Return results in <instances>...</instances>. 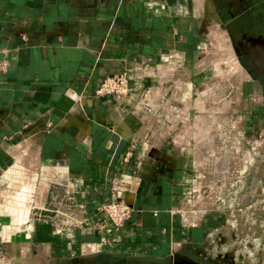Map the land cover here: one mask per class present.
I'll return each mask as SVG.
<instances>
[{
	"label": "crops",
	"instance_id": "crops-1",
	"mask_svg": "<svg viewBox=\"0 0 264 264\" xmlns=\"http://www.w3.org/2000/svg\"><path fill=\"white\" fill-rule=\"evenodd\" d=\"M207 2L0 0V264H175L205 248L220 217L185 225L178 210L204 166L191 136L204 116L192 110L204 77L194 59L204 30L221 25ZM260 14L250 21L264 29ZM125 66L145 73L130 81L132 102L94 95ZM252 182L264 190V166ZM53 186L85 209L81 225L54 232L33 216ZM121 196L134 211L116 229L95 209Z\"/></svg>",
	"mask_w": 264,
	"mask_h": 264
},
{
	"label": "built area",
	"instance_id": "built-area-1",
	"mask_svg": "<svg viewBox=\"0 0 264 264\" xmlns=\"http://www.w3.org/2000/svg\"><path fill=\"white\" fill-rule=\"evenodd\" d=\"M6 67L7 62L0 61V70L4 71ZM144 76L143 68L125 66L121 71L105 75L95 88L94 95L108 96L118 104L132 102L130 81ZM143 96H147L146 90ZM145 105L149 111L156 112L151 105ZM163 118L170 121L169 117ZM245 131L239 129L221 133L226 137L230 136V143L221 146L227 157L219 158L213 151L214 147L211 149L212 159H208L205 165H215L216 168L212 171L199 170V183L189 191V199L192 200L189 201L190 206L180 207L178 212L185 225H194L201 222L207 214L221 211L233 232V245L248 260L256 261V255L264 250V219L255 222L254 212L264 210V190L253 185L252 177L263 170L264 138L260 136L252 141ZM213 134L217 136L219 133L214 131ZM219 148L220 144L217 143V149ZM114 187L130 188L124 184ZM95 210L103 214L113 228L117 229L132 216L134 206L121 196L99 204ZM33 216L52 222L54 232H60L66 226H79L87 218L85 209L76 205L73 194L67 189L60 191L55 186L50 190L48 202L42 207H34ZM214 230L215 228L209 230L207 236L214 237ZM4 254L5 246L0 240V258Z\"/></svg>",
	"mask_w": 264,
	"mask_h": 264
},
{
	"label": "rangeland",
	"instance_id": "rangeland-1",
	"mask_svg": "<svg viewBox=\"0 0 264 264\" xmlns=\"http://www.w3.org/2000/svg\"><path fill=\"white\" fill-rule=\"evenodd\" d=\"M205 46L199 50L198 56L194 59L198 63V68H203L204 76L202 87H199L200 99L203 101L197 107H192L196 114L204 115L196 123L192 120V126L196 123L200 127L196 134L192 133V139L201 149L198 151L204 166L197 168L199 170L212 171L215 165H205L206 161L211 160V149L219 158L227 157L226 152L221 149L222 145L230 143V136L224 134L229 130L245 129L247 136L255 139L264 138V94L258 85L249 80V76L243 70L236 54L230 44L226 31L219 22H211L210 26L204 30ZM195 106V103H193ZM192 105V106H193ZM257 106L259 109L252 113V108ZM260 113V116H259ZM202 127V128H201ZM219 133L217 136L212 132ZM261 134V135H259ZM214 137V138H213ZM213 138V139H212ZM229 140V141H228ZM235 140V137H233ZM217 143L220 148L217 149ZM214 145V146H213ZM213 152V153H214ZM198 180L192 187L198 185ZM189 201H192L189 199ZM194 201V199H193ZM190 203L188 202V206ZM220 217L218 225L213 226L216 235L207 238V245L204 249L192 250L184 248L178 254L193 253L197 258L203 261L212 260L227 255L231 258L230 264H264V250L256 255V261L248 260L239 248L233 245L230 236V226L225 222V214L221 211L217 213H209ZM204 217V218H205ZM255 222L258 219H264V210L254 212ZM256 230L258 225L255 223ZM176 254V255H178ZM99 260H95L90 264H98ZM70 264V263H61ZM80 264V263H74Z\"/></svg>",
	"mask_w": 264,
	"mask_h": 264
},
{
	"label": "flooded vegetation",
	"instance_id": "flooded-vegetation-1",
	"mask_svg": "<svg viewBox=\"0 0 264 264\" xmlns=\"http://www.w3.org/2000/svg\"><path fill=\"white\" fill-rule=\"evenodd\" d=\"M214 2L216 16L221 21L229 41L231 40L239 62L264 94V43L258 38V35H264V29L257 24L252 25L250 21L253 17L259 19L264 4L259 1L249 4L248 0H214ZM230 261L231 258L227 255L203 261L190 253L176 255L175 264H230Z\"/></svg>",
	"mask_w": 264,
	"mask_h": 264
},
{
	"label": "trees",
	"instance_id": "trees-1",
	"mask_svg": "<svg viewBox=\"0 0 264 264\" xmlns=\"http://www.w3.org/2000/svg\"><path fill=\"white\" fill-rule=\"evenodd\" d=\"M93 261H90L88 263L85 264H90ZM98 264H111V262L107 259V257H104L102 260L98 261Z\"/></svg>",
	"mask_w": 264,
	"mask_h": 264
},
{
	"label": "water",
	"instance_id": "water-1",
	"mask_svg": "<svg viewBox=\"0 0 264 264\" xmlns=\"http://www.w3.org/2000/svg\"><path fill=\"white\" fill-rule=\"evenodd\" d=\"M206 9L212 11L213 6H212L211 0H208V2H207V8Z\"/></svg>",
	"mask_w": 264,
	"mask_h": 264
}]
</instances>
